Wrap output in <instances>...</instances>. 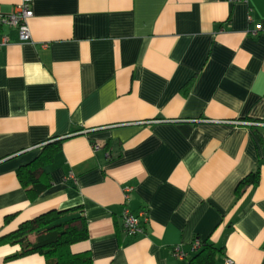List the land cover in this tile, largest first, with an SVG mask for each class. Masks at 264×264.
Here are the masks:
<instances>
[{
  "label": "crops",
  "instance_id": "0c3cea01",
  "mask_svg": "<svg viewBox=\"0 0 264 264\" xmlns=\"http://www.w3.org/2000/svg\"><path fill=\"white\" fill-rule=\"evenodd\" d=\"M29 2V42L2 28L0 236L78 209L88 238L70 252L90 264H190L204 243L213 264H264V0ZM56 142L30 199L16 171ZM125 208L147 214L133 237ZM19 250L0 264L44 263Z\"/></svg>",
  "mask_w": 264,
  "mask_h": 264
},
{
  "label": "trees",
  "instance_id": "16d2710c",
  "mask_svg": "<svg viewBox=\"0 0 264 264\" xmlns=\"http://www.w3.org/2000/svg\"><path fill=\"white\" fill-rule=\"evenodd\" d=\"M60 144L47 145L30 163L16 171L20 186L27 192L30 199L37 198L50 183L45 167L52 158L53 150ZM259 167L243 178L235 189L236 197L241 190L255 187L259 180ZM88 238L84 218L78 209L64 211L52 210L26 221L18 228L4 236H0V246H19L14 258H25L32 255L42 257L43 264H90L88 253L72 254L73 244ZM214 247L204 243L202 250L191 259L190 264H213Z\"/></svg>",
  "mask_w": 264,
  "mask_h": 264
},
{
  "label": "built area",
  "instance_id": "2783aa9c",
  "mask_svg": "<svg viewBox=\"0 0 264 264\" xmlns=\"http://www.w3.org/2000/svg\"><path fill=\"white\" fill-rule=\"evenodd\" d=\"M244 1V0H229V2ZM32 17V10L29 0H23L20 4L13 7L12 11L8 14L0 12V48L7 46L10 43V39L7 35L2 34V28L6 27L15 31L17 40L19 42H29L30 41V31L28 27V20ZM253 33V35H255ZM94 149H98L95 146ZM131 188L125 189L126 193H129ZM148 220L145 211H139L134 214L125 208L121 215L122 229L126 236L133 237L141 233V223H146ZM193 251H198L201 248V243L197 240L193 241L191 244ZM172 254L177 259L183 260L185 254L180 250L178 246L172 249ZM230 264V262H227Z\"/></svg>",
  "mask_w": 264,
  "mask_h": 264
}]
</instances>
